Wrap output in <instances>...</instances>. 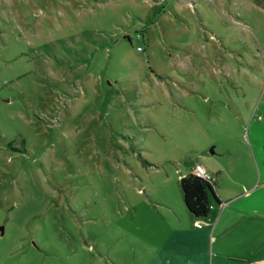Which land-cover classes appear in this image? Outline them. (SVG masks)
I'll use <instances>...</instances> for the list:
<instances>
[{"label":"rangeland","instance_id":"1","mask_svg":"<svg viewBox=\"0 0 264 264\" xmlns=\"http://www.w3.org/2000/svg\"><path fill=\"white\" fill-rule=\"evenodd\" d=\"M263 102L264 0H0V264H264L178 177Z\"/></svg>","mask_w":264,"mask_h":264},{"label":"crops","instance_id":"2","mask_svg":"<svg viewBox=\"0 0 264 264\" xmlns=\"http://www.w3.org/2000/svg\"><path fill=\"white\" fill-rule=\"evenodd\" d=\"M238 98L242 106V95ZM258 107L260 108L257 119H253L249 125L248 138L243 145L245 156L242 157L241 132L236 139L239 147L237 154H232L230 148H227L225 160L217 161L214 166V162L211 164L210 159H205V162L200 160L195 162L203 164L214 180L218 200L214 196V199L210 198V211L202 223L206 227L205 231L212 228V235L216 228H218L217 235H229L228 232L231 230L242 235V226H253L257 230L256 236H262L261 241H264V102L258 104ZM244 160L247 161V167L251 169V175L246 180L242 178V171H245L242 169ZM192 167L193 164H190L189 170ZM189 170L180 173L178 177ZM166 207V210L175 218L174 220L179 218L178 215H184L183 210L180 209L177 213L171 204H167ZM177 222L179 224V221ZM77 264L107 263L94 255L92 258L83 257Z\"/></svg>","mask_w":264,"mask_h":264},{"label":"trees","instance_id":"3","mask_svg":"<svg viewBox=\"0 0 264 264\" xmlns=\"http://www.w3.org/2000/svg\"><path fill=\"white\" fill-rule=\"evenodd\" d=\"M182 199L187 210L195 217H206L210 211V194H215L214 180L196 175L191 169L179 177Z\"/></svg>","mask_w":264,"mask_h":264},{"label":"built area","instance_id":"4","mask_svg":"<svg viewBox=\"0 0 264 264\" xmlns=\"http://www.w3.org/2000/svg\"><path fill=\"white\" fill-rule=\"evenodd\" d=\"M138 48H140V47H138ZM191 171L198 176H201V177H204L207 179H213L212 175L207 171V169L201 163H195L193 165Z\"/></svg>","mask_w":264,"mask_h":264},{"label":"water","instance_id":"5","mask_svg":"<svg viewBox=\"0 0 264 264\" xmlns=\"http://www.w3.org/2000/svg\"><path fill=\"white\" fill-rule=\"evenodd\" d=\"M210 151H211V152H213V150H212V149H210Z\"/></svg>","mask_w":264,"mask_h":264}]
</instances>
